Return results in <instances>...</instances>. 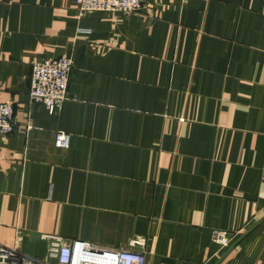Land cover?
<instances>
[{
  "label": "crops",
  "instance_id": "0c3cea01",
  "mask_svg": "<svg viewBox=\"0 0 264 264\" xmlns=\"http://www.w3.org/2000/svg\"><path fill=\"white\" fill-rule=\"evenodd\" d=\"M69 53L68 97L50 112L29 99L31 66ZM0 101L15 121L0 135L1 244L38 259L56 236L145 264H264V0L82 16L75 0H0Z\"/></svg>",
  "mask_w": 264,
  "mask_h": 264
},
{
  "label": "built area",
  "instance_id": "2783aa9c",
  "mask_svg": "<svg viewBox=\"0 0 264 264\" xmlns=\"http://www.w3.org/2000/svg\"><path fill=\"white\" fill-rule=\"evenodd\" d=\"M146 0H75L79 16L91 11H109L115 14H129L145 7ZM72 55L44 58L31 66L29 99L43 104L53 111L68 97L69 75L72 69ZM15 129L14 105L0 101V135ZM69 134L58 131L54 135L57 148L69 147ZM45 259L32 258L18 249L0 243V264H145L142 251L127 248H111L82 240L65 241L50 236ZM213 239L221 247L230 244L232 236L224 230L213 231Z\"/></svg>",
  "mask_w": 264,
  "mask_h": 264
},
{
  "label": "water",
  "instance_id": "95a60500",
  "mask_svg": "<svg viewBox=\"0 0 264 264\" xmlns=\"http://www.w3.org/2000/svg\"><path fill=\"white\" fill-rule=\"evenodd\" d=\"M263 219H264V217L260 220V221H258L255 225H254V227H256V226H258L262 221H263ZM253 227V228H254ZM252 229H249L248 231H246L245 233H243L240 237H239V239H237V241L234 243V244H236L237 242H239L247 233H249L250 231H251Z\"/></svg>",
  "mask_w": 264,
  "mask_h": 264
}]
</instances>
